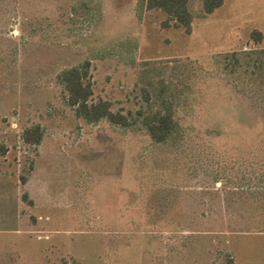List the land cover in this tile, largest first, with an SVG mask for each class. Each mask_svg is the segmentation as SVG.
I'll return each mask as SVG.
<instances>
[{"label": "rangeland", "instance_id": "rangeland-1", "mask_svg": "<svg viewBox=\"0 0 264 264\" xmlns=\"http://www.w3.org/2000/svg\"><path fill=\"white\" fill-rule=\"evenodd\" d=\"M189 9L187 34L145 0H0V264H264V0ZM87 61L129 128L68 105Z\"/></svg>", "mask_w": 264, "mask_h": 264}, {"label": "trees", "instance_id": "trees-1", "mask_svg": "<svg viewBox=\"0 0 264 264\" xmlns=\"http://www.w3.org/2000/svg\"><path fill=\"white\" fill-rule=\"evenodd\" d=\"M190 0H145L149 11L159 10L167 14L165 25L173 22L177 27L185 30L187 34L192 31L193 17L189 9ZM206 13H213L224 0H203ZM259 36L260 33H257ZM61 83L67 92V102L75 109L76 115L88 124H98L107 120L110 124L129 128L131 121L128 116L115 113L112 103L106 100L93 101L94 83L91 75V62L87 61L80 67L69 68L60 75ZM150 138L156 143H166L175 131V120L171 112L157 115L148 125ZM44 133L40 126L27 129L23 139L29 145H40ZM27 200V196L24 197Z\"/></svg>", "mask_w": 264, "mask_h": 264}]
</instances>
